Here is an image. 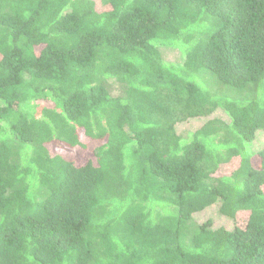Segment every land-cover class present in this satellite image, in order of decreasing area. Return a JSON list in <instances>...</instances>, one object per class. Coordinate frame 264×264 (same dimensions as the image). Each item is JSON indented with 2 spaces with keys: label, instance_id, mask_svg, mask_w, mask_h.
Returning a JSON list of instances; mask_svg holds the SVG:
<instances>
[{
  "label": "trees",
  "instance_id": "trees-1",
  "mask_svg": "<svg viewBox=\"0 0 264 264\" xmlns=\"http://www.w3.org/2000/svg\"><path fill=\"white\" fill-rule=\"evenodd\" d=\"M260 130L264 0H0V264H264Z\"/></svg>",
  "mask_w": 264,
  "mask_h": 264
},
{
  "label": "rangeland",
  "instance_id": "rangeland-1",
  "mask_svg": "<svg viewBox=\"0 0 264 264\" xmlns=\"http://www.w3.org/2000/svg\"><path fill=\"white\" fill-rule=\"evenodd\" d=\"M162 53H163L165 60L170 63H176V62L182 61L183 55H184L181 49L179 48H168V47L163 48ZM106 83H107V86L110 92L114 94L121 93L122 89L117 81H115L114 79H108ZM215 116H219L225 120H229L227 115L223 113L222 111H217L215 113ZM201 121L203 122L204 120H201ZM195 125H196V120H190L188 122L181 123L178 126V130L180 131L182 136L187 133L188 135H190L191 133L190 128ZM249 148L251 149V151H254V152L260 150L261 148H264V130H260L257 132L255 139L250 144ZM209 218L213 220V224L215 227L226 226L230 228L233 225V221L231 219L220 215L217 204H214L208 207L206 210L195 214V220L199 223H203Z\"/></svg>",
  "mask_w": 264,
  "mask_h": 264
}]
</instances>
